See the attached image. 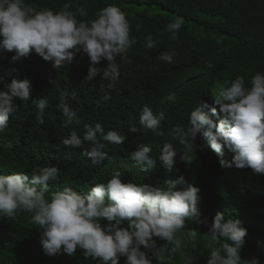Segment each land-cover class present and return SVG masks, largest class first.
Here are the masks:
<instances>
[{
    "label": "trees",
    "instance_id": "obj_1",
    "mask_svg": "<svg viewBox=\"0 0 264 264\" xmlns=\"http://www.w3.org/2000/svg\"><path fill=\"white\" fill-rule=\"evenodd\" d=\"M26 2L58 11L68 0ZM71 3V10L86 7L88 16L83 19L93 18L96 11L109 4L120 6L127 13L138 43L126 60L117 57L121 67L115 89L107 88L102 74L85 80L90 59L82 52L71 65L59 70L35 52L15 64L10 63L14 53H0V77L4 78L0 80V91L17 77L32 84L31 98L26 102L14 101L19 109L9 115V127L0 133V175L21 172L31 175L36 167L56 166L60 169L59 180L50 182L49 195L65 186L78 192L88 191L94 180L106 182L113 170L122 173L124 183L155 187L184 176L185 184L178 185L177 190L188 186L200 189V219L207 222L186 225L185 231L198 229V239L195 247L191 242L183 246L184 256H192L194 264H207L210 250L203 234L208 233L214 216L220 212L226 219H239L248 230L241 249L242 259L258 258L264 264V174H253L251 168L222 166L220 161L230 163L234 154L226 147L222 155L217 154L202 134H198L193 144L192 164L180 161L184 147L175 145L178 155L171 171L159 160L154 169L142 171L128 157L129 152L144 146H150L153 156L158 157L170 139L168 130L187 124L190 112L200 101L217 108L212 118L218 122L223 118L215 103L220 85L243 76L250 87L251 77L258 71L264 72V0H71ZM155 5L162 11L151 12ZM176 18H183L184 23L179 39L171 41L165 28ZM140 22L143 28L137 31L135 26ZM149 34L162 41L155 49L142 47L143 38ZM165 50L177 53L174 63L156 59ZM107 63L102 60L98 66L105 67ZM13 68L18 71H12ZM104 93H110L112 99L102 102L100 97ZM170 95L174 97L171 100ZM62 97L79 111L80 124L67 126L62 110L57 107ZM40 98L48 100L43 124L37 121L33 103ZM144 106L150 107L154 114L164 112V137L129 131L132 126L140 127L139 112ZM95 123L106 131L115 130L126 136L123 144L109 145L107 156L98 164L83 155L88 145L73 149L61 143L73 128L83 136L86 126L94 127ZM40 235L41 230L30 222L29 214L22 213L11 221L0 220V264H97L91 257H84L80 249L74 256L46 255ZM155 239L157 247L165 243ZM119 264H125V258ZM153 264L157 262L154 260ZM165 264H183L181 254L166 256Z\"/></svg>",
    "mask_w": 264,
    "mask_h": 264
},
{
    "label": "clouds",
    "instance_id": "obj_2",
    "mask_svg": "<svg viewBox=\"0 0 264 264\" xmlns=\"http://www.w3.org/2000/svg\"><path fill=\"white\" fill-rule=\"evenodd\" d=\"M71 9V0L58 11L39 8L26 0H0V53H14L10 63L15 64L35 52L59 70L71 65L82 52L90 59L85 80L91 81L102 74L107 88L115 89L121 67L117 57L126 60L138 43L127 13L120 6L109 4L96 11L93 18L83 19L88 16L85 6ZM183 23V18H176L166 24L169 40L179 39ZM135 27L139 31L143 23ZM160 43L149 34L143 38L142 47L155 49ZM176 55L174 50H165L156 59L172 64ZM102 60L108 62L105 67L98 66ZM31 91V82L18 77L0 91V133L8 129L9 115L19 109L14 101H28ZM111 99L110 93L100 97L102 102ZM33 103L37 121L43 124L48 100L40 98ZM215 103L223 114L218 122L212 118L217 108L200 101L190 112L187 124L168 130L170 139L158 157L153 156L150 146H144L129 152V159L140 165L142 171L154 169L157 160L171 171L178 155L175 145L179 144L184 147L180 161L192 164L193 144L198 134H202L217 154L222 155L225 147L234 154L230 163L221 160L222 166L251 168L253 174H264V72L258 71L251 77L250 87L243 76L226 80L220 85ZM57 107L62 110L67 126L81 123L79 111L65 97ZM165 119L164 112L154 114L150 107L144 106L139 112L140 127L132 126L129 131L164 137ZM125 139L119 131H106L100 123H95L94 127L86 126L83 136L73 128L61 143L73 149L88 145L83 155L98 164L107 156L109 145H121ZM59 173L56 166H39L31 175L23 172L0 175V220L11 221L22 213L29 214L30 222L41 230L40 242L50 257L61 253L74 256L80 249L84 257H91L97 264H119L121 258H125V264H153L154 260L165 264L166 256L180 253L183 264H194L192 256H184L183 246L187 242L196 246L198 229L185 231L186 225L207 222L200 219V189L188 186L177 190L178 185L185 184L184 176L155 187L124 183L122 173L113 170L106 182L94 180L88 191L78 192L65 186L49 195L50 182H57ZM247 235L248 230L239 219H226L217 212L208 233L203 234L210 250L207 264H260L258 258L241 257ZM155 238L165 243L157 247Z\"/></svg>",
    "mask_w": 264,
    "mask_h": 264
},
{
    "label": "rangeland",
    "instance_id": "obj_3",
    "mask_svg": "<svg viewBox=\"0 0 264 264\" xmlns=\"http://www.w3.org/2000/svg\"><path fill=\"white\" fill-rule=\"evenodd\" d=\"M154 10H150L151 12H156V11H162V9L161 8H159L157 5H155L154 7ZM139 10H142V7H139Z\"/></svg>",
    "mask_w": 264,
    "mask_h": 264
}]
</instances>
